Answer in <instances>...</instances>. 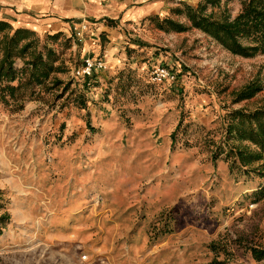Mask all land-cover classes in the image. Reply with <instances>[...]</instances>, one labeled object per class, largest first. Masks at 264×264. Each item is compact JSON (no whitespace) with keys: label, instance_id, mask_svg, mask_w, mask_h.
<instances>
[{"label":"rangeland","instance_id":"rangeland-1","mask_svg":"<svg viewBox=\"0 0 264 264\" xmlns=\"http://www.w3.org/2000/svg\"><path fill=\"white\" fill-rule=\"evenodd\" d=\"M247 1L203 14L233 21ZM134 2L148 10L127 25L126 65L88 81L71 32L26 28L37 41L0 82V264H264V150L236 131L255 128L239 113L264 115V55L191 27L184 8L205 0ZM164 19L186 30H159ZM40 53L52 71L38 82ZM159 65L175 83L150 81ZM244 149L262 159L241 163Z\"/></svg>","mask_w":264,"mask_h":264},{"label":"crops","instance_id":"crops-1","mask_svg":"<svg viewBox=\"0 0 264 264\" xmlns=\"http://www.w3.org/2000/svg\"><path fill=\"white\" fill-rule=\"evenodd\" d=\"M134 1L136 0H0V20L12 29L30 28L38 33L53 34L71 32L73 36V27L84 20L87 23L84 39L80 42L76 40L81 57H100L105 61L107 69L114 71L117 67L126 65V47L131 46L126 43V34L130 36L129 28H126L130 26V22L141 20L148 10L141 2ZM4 170L5 173L9 171ZM21 194L18 188L10 194L14 197V210H18V202L22 201L26 211L23 196L19 198ZM18 223V226L25 224Z\"/></svg>","mask_w":264,"mask_h":264},{"label":"trees","instance_id":"trees-1","mask_svg":"<svg viewBox=\"0 0 264 264\" xmlns=\"http://www.w3.org/2000/svg\"><path fill=\"white\" fill-rule=\"evenodd\" d=\"M219 0H205L204 4H199L196 8L186 6L184 9L185 16L191 24V27L198 29L207 36L221 44L227 51L234 55L249 58L257 54L264 55V0H248L244 3L240 14L233 20L229 21L216 20L212 15L205 16L203 14L206 6L215 5ZM178 13H181L178 10ZM155 20L154 18H151ZM169 25L177 32L185 31V27L179 23L164 19L156 21V27L161 31H168L166 27ZM59 35V34H58ZM56 35V37L58 36ZM34 33L26 28L12 29L6 22L0 20V82L4 79L12 81L14 76L13 63L18 53L25 52L31 47L33 41H37ZM250 40V46H244L241 40ZM31 64L30 77L35 81H42L52 71V66L48 61H44L42 54H35L29 62ZM41 66L43 69L41 70ZM254 88L252 86L243 89L239 96L241 99H248L253 95ZM240 119H247L249 126L254 125V129L245 134L236 129L239 137L248 140L260 150H264V115L260 111L245 115L239 113ZM253 121V122H252ZM254 123V124H252ZM235 128L230 127L228 133H234ZM237 156L241 163H252L262 159L259 152L252 153L249 149L237 152ZM264 177V175H263ZM255 259L260 260L262 251L253 250Z\"/></svg>","mask_w":264,"mask_h":264},{"label":"built area","instance_id":"built-area-1","mask_svg":"<svg viewBox=\"0 0 264 264\" xmlns=\"http://www.w3.org/2000/svg\"><path fill=\"white\" fill-rule=\"evenodd\" d=\"M74 37L78 42L84 39L87 30L86 21L82 20L76 27H73ZM107 69L106 63L100 57L86 56L82 58V64L76 71V78L88 81L95 73L103 72ZM177 80V73L165 65H159L150 74V81L154 84L169 83L173 84ZM88 85V82H87ZM83 260L86 257L82 258Z\"/></svg>","mask_w":264,"mask_h":264}]
</instances>
